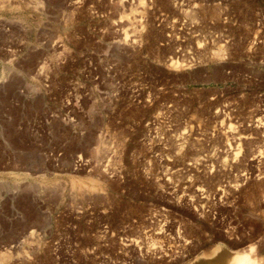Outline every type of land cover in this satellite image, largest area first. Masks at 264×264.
Segmentation results:
<instances>
[{
  "label": "rangeland",
  "instance_id": "obj_1",
  "mask_svg": "<svg viewBox=\"0 0 264 264\" xmlns=\"http://www.w3.org/2000/svg\"><path fill=\"white\" fill-rule=\"evenodd\" d=\"M249 254L264 0H0V264Z\"/></svg>",
  "mask_w": 264,
  "mask_h": 264
},
{
  "label": "bare ground",
  "instance_id": "obj_2",
  "mask_svg": "<svg viewBox=\"0 0 264 264\" xmlns=\"http://www.w3.org/2000/svg\"><path fill=\"white\" fill-rule=\"evenodd\" d=\"M229 128H232V125H230ZM231 133H232V131H231ZM237 150H238V146L235 148V152H234L235 155L237 154ZM249 251H250V254L255 255V249H254L253 246H249ZM250 254L245 259H241L239 257H238L239 260L238 259L236 260V258H235V260L234 259H231V260L228 259L229 261L226 262L225 264H260V261L257 260V257L256 256H253V258H252L250 256ZM223 261H225V259ZM223 261H221V262H223Z\"/></svg>",
  "mask_w": 264,
  "mask_h": 264
}]
</instances>
